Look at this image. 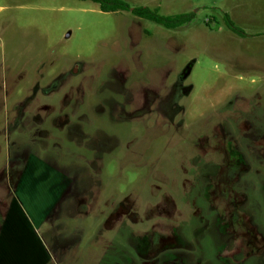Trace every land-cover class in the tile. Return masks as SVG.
<instances>
[{
	"label": "rangeland",
	"instance_id": "374dc122",
	"mask_svg": "<svg viewBox=\"0 0 264 264\" xmlns=\"http://www.w3.org/2000/svg\"><path fill=\"white\" fill-rule=\"evenodd\" d=\"M123 1L0 0V264H264V0Z\"/></svg>",
	"mask_w": 264,
	"mask_h": 264
},
{
	"label": "trees",
	"instance_id": "16d2710c",
	"mask_svg": "<svg viewBox=\"0 0 264 264\" xmlns=\"http://www.w3.org/2000/svg\"><path fill=\"white\" fill-rule=\"evenodd\" d=\"M96 3L102 12L129 11L132 15L163 26L167 29H174L188 23L194 17V13H184L175 15H161L157 8L130 5L123 0H80ZM225 24L227 28L234 34L244 36V31L237 27L228 16H225Z\"/></svg>",
	"mask_w": 264,
	"mask_h": 264
}]
</instances>
